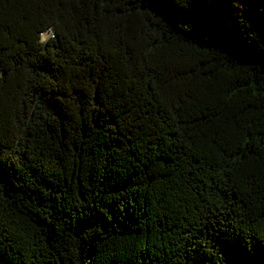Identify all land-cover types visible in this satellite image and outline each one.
<instances>
[{"label": "trees", "instance_id": "trees-1", "mask_svg": "<svg viewBox=\"0 0 264 264\" xmlns=\"http://www.w3.org/2000/svg\"><path fill=\"white\" fill-rule=\"evenodd\" d=\"M0 264H264V0H0Z\"/></svg>", "mask_w": 264, "mask_h": 264}, {"label": "snow or ice", "instance_id": "snow-or-ice-1", "mask_svg": "<svg viewBox=\"0 0 264 264\" xmlns=\"http://www.w3.org/2000/svg\"><path fill=\"white\" fill-rule=\"evenodd\" d=\"M213 2H226L230 7V10L236 12V9L243 6L246 3V0H213ZM193 3H196V0H193Z\"/></svg>", "mask_w": 264, "mask_h": 264}, {"label": "clouds", "instance_id": "clouds-1", "mask_svg": "<svg viewBox=\"0 0 264 264\" xmlns=\"http://www.w3.org/2000/svg\"><path fill=\"white\" fill-rule=\"evenodd\" d=\"M45 37L41 36V40H43Z\"/></svg>", "mask_w": 264, "mask_h": 264}]
</instances>
